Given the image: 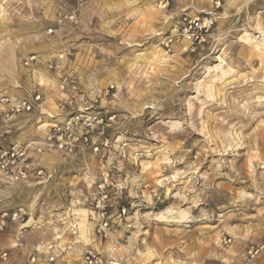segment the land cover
Wrapping results in <instances>:
<instances>
[{
	"label": "rangeland",
	"instance_id": "374dc122",
	"mask_svg": "<svg viewBox=\"0 0 264 264\" xmlns=\"http://www.w3.org/2000/svg\"><path fill=\"white\" fill-rule=\"evenodd\" d=\"M183 14L214 17L212 33L166 52ZM33 53L61 72L71 65L92 90L113 87L100 105L117 141L107 159L85 152L66 167L44 155L57 183L0 201L30 214L0 234V250L20 231L19 263L52 245L67 262L94 248L114 264H241L264 238V0H0V94L47 82L44 65H22ZM105 171L114 187L103 239L91 204Z\"/></svg>",
	"mask_w": 264,
	"mask_h": 264
},
{
	"label": "built area",
	"instance_id": "2783aa9c",
	"mask_svg": "<svg viewBox=\"0 0 264 264\" xmlns=\"http://www.w3.org/2000/svg\"><path fill=\"white\" fill-rule=\"evenodd\" d=\"M70 19L73 16H69ZM215 18L210 15L183 14L165 34L161 44L166 52L175 46L184 50L207 42L214 28ZM51 32V29L48 30ZM41 64L36 54L24 58L26 68ZM46 83L37 81L32 90L22 94H0V197L22 186L40 187L57 183L55 171L42 163L41 156L53 154L70 158L78 153L90 152L102 158L115 146L108 136L113 114L100 105L102 98L110 94L111 85L98 90L86 86L83 78L71 70L61 72L59 62L48 58L44 61ZM51 86L59 92L55 110L47 107ZM35 122V134L28 140H20V122ZM96 197L91 204V218L95 223V234L107 238L112 227V204L109 194L114 187L109 182L107 171L98 181H92ZM125 212L121 207L119 216ZM22 207L0 210V234L12 224L24 225L30 217ZM20 235H18L19 237ZM20 238V237H19ZM18 238V239H19ZM21 245L16 241L12 248L0 250V264H114L107 262L103 254L94 248H86L77 261H58L59 254L47 245L44 252H30L23 263L12 260L13 249ZM264 255V238L249 244L241 255V264H250Z\"/></svg>",
	"mask_w": 264,
	"mask_h": 264
},
{
	"label": "crops",
	"instance_id": "0c3cea01",
	"mask_svg": "<svg viewBox=\"0 0 264 264\" xmlns=\"http://www.w3.org/2000/svg\"><path fill=\"white\" fill-rule=\"evenodd\" d=\"M63 63V62H62ZM62 63H60L61 65H62ZM42 65H44V62H41V66ZM43 67H45V66H43ZM67 69L68 70H71L72 69V66L71 65H68L67 66ZM44 72H46L45 70H44ZM43 79V81H44V79L45 78H42ZM54 89H52L50 92H49V94H48V103H47V107L49 108V101H53V103H55V100L60 96V94H59V92H57L56 90H54ZM55 110V109H54ZM54 110H53V112H54ZM19 126L21 127V132H20V134H18L17 135V138L18 139H20V140H28V139H30V138H32L33 137V135L35 134V129H34V127H35V122H25V121H22V122H20V124H19ZM87 153V152H86ZM83 153H78V154H76V155H73L72 157H70V158H60V157H58V156H55V155H53V154H44V155H51V156H49V157H53V160H54V162H55V166H59V167H61V166H71L75 161H82V160H84V157L85 156H81ZM44 155H42L41 156V160H42V163L44 164V165H47V166H49V167H51V165L49 164L50 162L47 160V158H46V156H44ZM52 160V161H53ZM53 165V164H52ZM21 188H28V186H22V187H20V189ZM20 189H17V190H20ZM16 197V198H19L18 196V193H16V192H13V193H11V194H9V193H7V194H4L3 195V197H0V201H2L3 199H8V198H10V197ZM17 205V204H16ZM0 206L3 208V206L0 204ZM2 208H0V209H2ZM5 208H7V209H15V208H17L16 206H11V207H5ZM48 221H45V223H47ZM22 232H17L16 234H15V237H14V239L12 240L13 241V243H15L16 241H18V242H21V245L19 246V247H17L15 250L16 251H20V250H23V248L24 247H26L25 245L26 244H23V242L21 241V240H23V234H21ZM18 235H20L19 237H18ZM19 238V239H18ZM22 238V239H21ZM56 239H59V238H56ZM14 245V244H13ZM30 253V252H29ZM28 253V254H29Z\"/></svg>",
	"mask_w": 264,
	"mask_h": 264
},
{
	"label": "bare ground",
	"instance_id": "6f19581e",
	"mask_svg": "<svg viewBox=\"0 0 264 264\" xmlns=\"http://www.w3.org/2000/svg\"><path fill=\"white\" fill-rule=\"evenodd\" d=\"M160 53H161V52H160ZM160 56H161V55H160ZM54 200H55V199H54ZM54 200L50 201V204H53V203H54ZM9 201H10V200H9ZM9 201H8V200H7V202H4V201H3L4 203H3V205H2V204H1V205H2L3 207H10V206H13L15 202L12 203L11 201H10V202H9ZM56 203H57V202H56ZM0 208H2V207L0 206Z\"/></svg>",
	"mask_w": 264,
	"mask_h": 264
}]
</instances>
